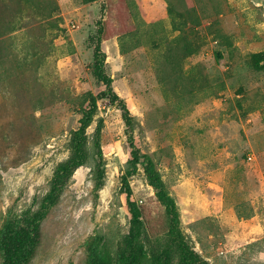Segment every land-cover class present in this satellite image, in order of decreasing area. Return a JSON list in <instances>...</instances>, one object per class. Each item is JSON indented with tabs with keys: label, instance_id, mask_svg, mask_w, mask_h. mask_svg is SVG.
Listing matches in <instances>:
<instances>
[{
	"label": "rangeland",
	"instance_id": "rangeland-1",
	"mask_svg": "<svg viewBox=\"0 0 264 264\" xmlns=\"http://www.w3.org/2000/svg\"><path fill=\"white\" fill-rule=\"evenodd\" d=\"M126 3L103 41L107 0H0V264H187L153 170L195 258L264 264V0Z\"/></svg>",
	"mask_w": 264,
	"mask_h": 264
},
{
	"label": "trees",
	"instance_id": "trees-1",
	"mask_svg": "<svg viewBox=\"0 0 264 264\" xmlns=\"http://www.w3.org/2000/svg\"><path fill=\"white\" fill-rule=\"evenodd\" d=\"M133 29L131 25V17L129 7L126 0H107V18L102 22L100 30L101 39L110 41L113 38L129 33ZM109 85V82H106ZM117 96H114L116 98ZM99 134V131H98ZM97 147L100 148L99 141ZM151 185L155 187L157 194L150 197L146 203L141 205L130 203L131 218L134 224H144L149 236L156 237L160 235H175L178 240L179 247L182 250L183 260L187 264H204L198 257L195 258L188 250L186 242L180 231L178 221V213L176 211L177 204L167 192L165 185L161 181L160 175L154 170L149 174ZM164 208L166 223L159 214V208ZM5 239L8 240V254L17 256L21 261L24 252L28 249V241L35 236H39L38 231H29L24 229H12L8 227L5 232ZM187 249V250H186Z\"/></svg>",
	"mask_w": 264,
	"mask_h": 264
}]
</instances>
